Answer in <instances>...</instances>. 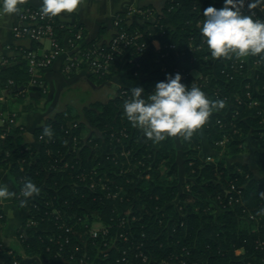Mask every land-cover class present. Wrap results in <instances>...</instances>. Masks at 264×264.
<instances>
[{"label":"trees","instance_id":"obj_1","mask_svg":"<svg viewBox=\"0 0 264 264\" xmlns=\"http://www.w3.org/2000/svg\"><path fill=\"white\" fill-rule=\"evenodd\" d=\"M210 5L220 8L223 0H206L205 8ZM156 13L155 23H120L128 33L141 34L136 43L144 44L142 51L133 47L115 55L107 73L88 72L99 87L85 78L67 86L86 83L107 92L80 108L59 97L44 126L34 130L33 142L23 127L9 122L13 112L0 106V167L13 176L14 201L26 214L15 240L22 251L12 247L6 264H146L140 252L149 258L147 264H264V54L245 57L242 73L230 68L228 58L212 57L199 31L204 17L197 0H166ZM117 14L125 17L124 12ZM55 31L62 42L67 29L57 26ZM113 35L112 27H103L82 49L98 45L109 51ZM19 48L14 63L0 70V88L16 85L12 95L22 99L31 90H42L31 85ZM255 60L260 63L249 69ZM119 67L145 94L166 74L179 72L182 83L200 87L225 106L191 139L167 137L153 143L124 115L130 91L106 84ZM46 126L51 137L44 135ZM202 138L215 149L226 138V146L235 152L247 141L243 146L253 145L256 171L242 162L227 164L222 157L206 160ZM25 179L37 184L38 195L22 197ZM30 220L36 224L27 226ZM94 222L107 228V235L100 230L91 236ZM5 225L0 207L1 232ZM106 239L111 240L108 247L103 245ZM23 254L39 260L26 261Z\"/></svg>","mask_w":264,"mask_h":264},{"label":"clouds","instance_id":"obj_2","mask_svg":"<svg viewBox=\"0 0 264 264\" xmlns=\"http://www.w3.org/2000/svg\"><path fill=\"white\" fill-rule=\"evenodd\" d=\"M20 3L21 0H0V12L16 13ZM79 3L80 0H42L41 13L51 17L72 13ZM245 6L250 11L257 8L264 11V0H223L222 7L210 5L203 10L204 20L199 31L212 57L264 54V19L257 18L254 11L244 14ZM224 106L225 101L209 99L200 87L182 83V74L177 72L166 74V79L157 82L149 94H145L142 86L133 87L123 103V112L134 127L158 143L177 135L191 139L206 125L211 114ZM52 134V129L46 126L44 135L51 137ZM20 191L22 197L31 198L41 189L31 179H25ZM14 195L6 184H0V200ZM261 195L264 197V193ZM8 215L12 216L13 212L9 210Z\"/></svg>","mask_w":264,"mask_h":264},{"label":"crops","instance_id":"obj_3","mask_svg":"<svg viewBox=\"0 0 264 264\" xmlns=\"http://www.w3.org/2000/svg\"><path fill=\"white\" fill-rule=\"evenodd\" d=\"M165 1L166 0H80L78 8L74 12L61 13L57 16V19L61 25L73 24L80 26L84 32L83 40L88 42L98 36L101 28L111 29L112 19L118 12L126 13L128 10L146 6H150L153 11L159 12ZM197 1L203 13L206 0ZM25 2L29 6L41 9L42 0H25ZM18 12L12 14L0 12V70L14 63V56L18 52L17 47H34L37 48V50H44L48 47L47 41L35 43L29 40L13 39L12 27L18 22ZM128 17L131 20L137 19L132 13H129ZM62 42L64 45V37L62 38ZM152 43L156 49L160 48V44L157 40H153ZM62 61V56L57 57L51 63V66L43 71L42 75L46 83L45 92L34 89L27 92L24 98L19 99L17 95H12L13 92L15 93L18 91L19 87L16 86V89H13V86L11 88H0V106L4 104L6 105L7 111H12L16 114V125L25 129V134L31 142L34 141V130L44 126L47 116L54 110L59 99V94L65 87L82 78H85L93 87L98 86L86 70H82L73 75L64 74L61 71ZM106 84L124 87L128 89L130 93L133 87L141 86L138 81L129 79L122 67L118 68L117 73ZM1 122L2 120L0 119V123ZM174 138L176 142L179 141V135ZM206 149H208L207 140L206 138H202V150L204 153L208 154L209 152L207 153ZM251 158L253 160L252 155ZM252 164L253 166H250V164L248 165L253 171H256L254 160ZM179 175L184 180L185 172L182 164L179 167ZM0 184H6L10 191L16 193L17 184L13 176L8 170L1 167ZM14 197L15 195L6 200H0V207L6 215V225L2 231L4 247L0 249V264H6L12 247L18 248V244L15 241L16 234L23 229L22 226L25 221L26 214L24 209L20 204L15 203ZM9 210L13 212L12 216L8 215ZM19 251L22 250L19 249ZM23 255L26 261L34 259L39 260L38 257L32 254ZM69 264L75 263L71 262Z\"/></svg>","mask_w":264,"mask_h":264},{"label":"built area","instance_id":"obj_4","mask_svg":"<svg viewBox=\"0 0 264 264\" xmlns=\"http://www.w3.org/2000/svg\"><path fill=\"white\" fill-rule=\"evenodd\" d=\"M257 18H261L262 11L257 8L254 10ZM251 11L245 6L243 12H248L251 14ZM132 13L140 21H148L149 23H155L157 19V13L150 8H137L134 10H128L125 13V17L122 18L119 14H115L112 19V28L114 30V35L109 42V51H106L103 47L93 46L90 49L83 50L82 46L85 43L82 35V28L77 25H61L58 22L57 16H45L42 15L41 9L26 4L25 0H21L19 4L18 12V22L12 27V37L14 40H29L35 43H43L44 41L48 42V47L44 50H37V48L32 47H20L19 51L22 53V56L27 61L28 71L31 75V85L38 87L42 92L46 91L45 80L41 77V73L44 70L48 69L51 66V63L57 58L62 56V67L61 71L66 75H71L73 73H79L82 70H86L91 74L101 75L107 73L111 64V61L114 59L115 55L126 54L133 47H136V50L142 51L144 44L137 45L136 39L141 36L140 33H128L120 26V23L126 19H129L128 14ZM57 26L66 28L67 31L64 33V41L59 40V37L55 31ZM74 28H77L74 31ZM146 29L152 30V26L145 27ZM72 32V35L70 33ZM170 48H174V45H171ZM163 55V54H162ZM231 62L230 68L234 71L242 73V68L244 63L247 62L246 58H237L234 55L231 58H228ZM260 63L259 60L253 61V64H248L249 69H254L255 65ZM230 79L232 76L230 75ZM247 88L248 85H245ZM253 105H257V101L253 100L251 102ZM16 114L12 113L9 118V122L15 123ZM100 182V180H99ZM93 187V184H91ZM102 188H105L102 185ZM112 197H116L117 193H110ZM56 218L60 217L59 211L54 212ZM124 222V218L120 220ZM35 221L30 220L27 222V226H34ZM103 235H107V228L99 225L97 227L91 226L89 229V234L93 237L97 235V232L100 231ZM66 231H70V227L66 228ZM123 236V234H120ZM111 243L110 239H106L104 246L108 247ZM3 238L2 232L0 231V248L3 247ZM106 255V254H104ZM141 256L143 262L149 261V258L144 255L142 252L138 254ZM73 255H71V259ZM81 263V262H79ZM146 263V264H147ZM183 264V262H180Z\"/></svg>","mask_w":264,"mask_h":264},{"label":"rangeland","instance_id":"obj_5","mask_svg":"<svg viewBox=\"0 0 264 264\" xmlns=\"http://www.w3.org/2000/svg\"><path fill=\"white\" fill-rule=\"evenodd\" d=\"M106 92L107 90L101 87L99 89H93V87L92 88L89 87L88 84L81 83V84L74 85L68 88L67 87L64 88V91L62 93L60 92L59 97L62 99V101L67 102L72 107L80 108L86 102H88V100H90L91 98H101ZM225 142H226V138L217 142V145L219 146V148L217 149L211 148L208 145V149H206V152L207 153L209 152V153L205 156V159L215 160L217 158L222 157L226 161L227 164L234 163V162H242V163L250 164V166H253L252 164L253 160L250 154L253 149L252 148L253 145L243 146L245 143H248L247 141L244 143L238 144L236 147H242V148H240L239 151L235 152V151H232L231 147L228 148ZM92 226L97 227L99 226V223L94 222ZM236 253L239 254L241 253V251L237 250Z\"/></svg>","mask_w":264,"mask_h":264},{"label":"water","instance_id":"obj_6","mask_svg":"<svg viewBox=\"0 0 264 264\" xmlns=\"http://www.w3.org/2000/svg\"><path fill=\"white\" fill-rule=\"evenodd\" d=\"M13 89H16V85H13Z\"/></svg>","mask_w":264,"mask_h":264}]
</instances>
